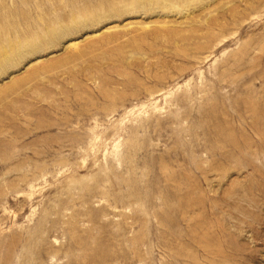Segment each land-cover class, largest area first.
Wrapping results in <instances>:
<instances>
[{
  "label": "rangeland",
  "instance_id": "rangeland-1",
  "mask_svg": "<svg viewBox=\"0 0 264 264\" xmlns=\"http://www.w3.org/2000/svg\"><path fill=\"white\" fill-rule=\"evenodd\" d=\"M31 44L0 61V264H264V0H0Z\"/></svg>",
  "mask_w": 264,
  "mask_h": 264
},
{
  "label": "bare ground",
  "instance_id": "bare-ground-1",
  "mask_svg": "<svg viewBox=\"0 0 264 264\" xmlns=\"http://www.w3.org/2000/svg\"><path fill=\"white\" fill-rule=\"evenodd\" d=\"M164 5L165 6L171 5L172 6L171 2H169V1H165ZM171 8H173V7H171ZM72 31H73V29H71V31H69V32L63 30L61 33L55 34L56 35L55 37L58 40H60V41L61 40H64L68 36H71V32ZM8 46L9 47L5 46V47H3V48L0 49V51H1L0 61L2 60V62H9V61H11L13 59V56L22 55V54H25V52L32 53L33 55H36V54H39V53L42 52L41 47L38 44L37 45H32L31 44L29 47H25L26 49L20 48V47L17 48V49H14L11 45H8ZM12 52H13V54H12Z\"/></svg>",
  "mask_w": 264,
  "mask_h": 264
}]
</instances>
